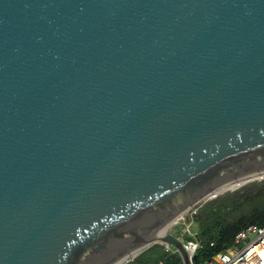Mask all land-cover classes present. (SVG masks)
Here are the masks:
<instances>
[{"label": "water", "instance_id": "water-1", "mask_svg": "<svg viewBox=\"0 0 264 264\" xmlns=\"http://www.w3.org/2000/svg\"><path fill=\"white\" fill-rule=\"evenodd\" d=\"M263 168L264 0H0V264H192L164 225Z\"/></svg>", "mask_w": 264, "mask_h": 264}, {"label": "trees", "instance_id": "trees-1", "mask_svg": "<svg viewBox=\"0 0 264 264\" xmlns=\"http://www.w3.org/2000/svg\"><path fill=\"white\" fill-rule=\"evenodd\" d=\"M239 186L223 190L198 205L193 226L200 245L193 258L194 264H203L216 252L226 250L242 227L264 223V177ZM183 229L184 224H180L178 235L192 238L188 233L180 234ZM180 260L179 252L167 250L163 243L155 242L124 264H174Z\"/></svg>", "mask_w": 264, "mask_h": 264}, {"label": "built area", "instance_id": "built-area-1", "mask_svg": "<svg viewBox=\"0 0 264 264\" xmlns=\"http://www.w3.org/2000/svg\"><path fill=\"white\" fill-rule=\"evenodd\" d=\"M215 197V196H214ZM213 198V195H212ZM209 199L205 198L199 203L189 207L180 218L183 219L184 232L180 234L188 233L192 235L190 239H183L178 234L189 253L191 263L194 264L193 257L197 248L200 245V241L197 238L196 230L192 229L193 219L197 214L198 205ZM244 241H246L244 243ZM167 250L177 251L174 246L164 244ZM181 255V254H180ZM209 264H264V223L257 224L252 223L245 227H242L234 237V243L226 250L218 251L213 254L209 260ZM174 264H185L184 259L181 257L179 262Z\"/></svg>", "mask_w": 264, "mask_h": 264}, {"label": "bare ground", "instance_id": "bare-ground-1", "mask_svg": "<svg viewBox=\"0 0 264 264\" xmlns=\"http://www.w3.org/2000/svg\"><path fill=\"white\" fill-rule=\"evenodd\" d=\"M264 177V168L260 170H255L249 173H246L244 175H241L237 178H234L224 184H222L217 191H214V193H220L223 190H226L228 188H233L237 187L243 183H246L250 180L257 179V178H262ZM212 197V195H209L207 198ZM199 200V199H198ZM197 200V201H198ZM193 206V205H192ZM189 208V207H188ZM184 213V212H183ZM183 213L179 212L177 215H175L166 225H164L163 233L165 232H170L171 227L174 222H176L182 215ZM135 251L129 252L127 254H124L122 257H120L114 264H122L125 260H127L130 256L134 255Z\"/></svg>", "mask_w": 264, "mask_h": 264}, {"label": "rangeland", "instance_id": "rangeland-1", "mask_svg": "<svg viewBox=\"0 0 264 264\" xmlns=\"http://www.w3.org/2000/svg\"><path fill=\"white\" fill-rule=\"evenodd\" d=\"M253 180H255V179H253ZM250 181H252V180H250ZM249 182V181H248ZM246 184V183H245ZM244 185V184H243ZM243 185H241V186H243ZM241 186H239V187H241ZM238 187V188H239ZM238 188H235V189H238ZM234 189V190H235ZM184 215L186 216L187 215V212L186 213H184ZM183 219L184 218H179L176 222H174L173 223V225H172V227H171V231L172 232H174V233H176V234H179V225L180 224H184L183 223ZM192 229L193 230H195V227L192 225ZM183 232H184V229L182 230ZM182 231H180V232H182ZM180 236V235H179ZM181 238H183L182 236H180ZM184 239V238H183ZM246 241H244V243H245ZM135 255V254H134ZM134 255H132V256H130L128 259H131ZM127 262V260H125L124 262H122V264H124V263H126ZM203 264H209V262L207 261V262H204Z\"/></svg>", "mask_w": 264, "mask_h": 264}]
</instances>
